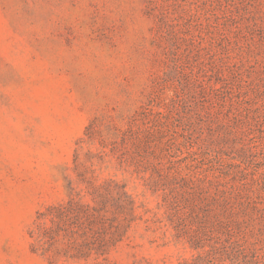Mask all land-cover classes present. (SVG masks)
Here are the masks:
<instances>
[{"label":"rangeland","instance_id":"374dc122","mask_svg":"<svg viewBox=\"0 0 264 264\" xmlns=\"http://www.w3.org/2000/svg\"><path fill=\"white\" fill-rule=\"evenodd\" d=\"M0 264H264V0H0Z\"/></svg>","mask_w":264,"mask_h":264}]
</instances>
